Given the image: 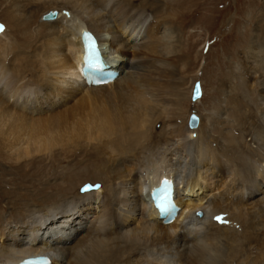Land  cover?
Wrapping results in <instances>:
<instances>
[{
  "label": "bare ground",
  "instance_id": "obj_1",
  "mask_svg": "<svg viewBox=\"0 0 264 264\" xmlns=\"http://www.w3.org/2000/svg\"><path fill=\"white\" fill-rule=\"evenodd\" d=\"M0 1L7 6L0 31L1 155L17 161L79 147L99 159L98 166L69 171L55 193L42 189L18 203L7 192L0 207V264L36 255L49 264H264V28L250 33L239 57L241 80L217 85L224 131L212 118L205 126L194 112L198 124L191 129L188 119L179 122L187 100L177 78L181 37L173 36L176 29L160 33L163 22L153 29L148 21L165 19L169 5L181 22L192 17L194 2ZM44 5L57 10L54 21L41 20ZM67 10L79 21L64 25ZM83 32L95 39L106 70L118 72L112 83L87 86ZM140 53L150 60L136 57ZM36 92L43 95L39 105L46 102L43 112L49 109L42 117L33 114L37 106L18 105ZM60 104L65 107L53 112ZM158 121L162 127L155 131ZM163 178L174 183L180 209L170 225L148 194ZM84 179L103 186L79 193Z\"/></svg>",
  "mask_w": 264,
  "mask_h": 264
},
{
  "label": "rangeland",
  "instance_id": "obj_2",
  "mask_svg": "<svg viewBox=\"0 0 264 264\" xmlns=\"http://www.w3.org/2000/svg\"><path fill=\"white\" fill-rule=\"evenodd\" d=\"M190 1L196 4L195 7H193L191 10H194L192 17L187 16V18H185L181 22H178L175 20L176 16L173 17V14L171 12L172 7L170 6L169 8V5H166L164 7L166 13L164 14V17L166 20L162 19V21H160V19L153 20L151 18L148 21L150 23L149 26H151L153 29H156V25L160 22H163L165 24H161V26H159L160 33H162L163 28H165V31L170 30L171 33L176 29L172 33L173 36L179 34L181 37V50L180 52L178 51V54L181 57V62L178 66L179 71L177 74V78L185 83L183 86V93L186 94L185 96L187 97V100H185L179 122L187 120L191 112H194V114L200 119V121H202L203 124H205V126L209 124L207 118H212V121L210 122H213V120L215 121L213 123L216 127H214L217 128V130L221 129L224 131V127L218 125V123L221 119H223L222 117L224 116H222V111H220V109L224 108V99L221 93H217L216 88L217 85L221 82V84H227L230 82L232 85H235L237 84L236 81H238V79L241 80V78H239V75L237 74L239 72V57H242V52L249 44L248 41L250 37L252 39L250 33L254 35L253 32L256 31L255 29L261 30L262 28H264V22L262 23L261 20V18H263L264 21V0ZM6 7V4L0 3V25H2L4 23L3 20L7 18V14L5 12V10L7 9ZM43 8H45L47 12L50 10H55L51 9L52 7L48 8L47 5H44ZM66 12L68 13V17H65L61 13V17L67 18L63 21L64 25L66 24L67 26H70L79 21L78 19L77 21H75V19L71 18L72 14L70 13V11L67 10ZM183 13L186 12L184 11ZM261 14H263V17L261 16ZM257 22L261 23L258 25ZM38 24H40L39 17L37 18V22L29 29L30 35L32 37H34L33 33H35L38 29ZM155 32L156 30H154V33ZM138 55L140 56V58H144L143 62H147L150 60V57H148L145 53L137 54L136 57ZM151 55L152 54H150L149 56ZM150 80H152V78ZM195 82L199 84L201 95L198 100L192 102L191 92L193 90ZM24 91L27 90L25 89ZM212 92H215L216 94ZM36 95L39 96L37 97ZM40 95L41 94L39 92H36L35 96L32 94L31 97L28 95L25 96V98L20 97L18 105L24 104L26 107H29L32 104L31 107L37 106L35 108L39 110L37 112H33V114L42 117L49 111V109L48 111L43 112V110H46L47 107L46 102H43L44 104L39 105V102H41ZM13 100L14 99H9V104H12ZM217 105L220 107H218ZM52 107V111L55 112L59 109L62 110L65 106L60 104ZM217 116H219V118ZM162 123L163 121H158V123L154 127V130L159 131L162 127ZM232 124L233 122L229 123V125ZM225 125L227 126L228 124ZM69 150L70 149L66 147H61L58 149H53L49 152H44L46 153V155L44 156H31L32 158H21L17 161H15L14 159L9 160L7 158H4L5 155L3 154V157V155H1L2 153H0V207L4 206V204L8 200L7 192L14 193V197L12 198V200H16V202L18 203H26V201L29 199L28 197L26 198L27 194H33L34 192H38L42 189H45L46 194L50 192L55 193L56 191L53 190L55 189L54 187H56V185H62L64 183V176L69 171L77 169V165L88 167L89 164H96V166H98L97 160L99 159L97 158L95 160V157L91 158L90 154H87L88 150L84 152L79 147L70 150V152ZM91 168L93 167L91 166ZM85 184L91 186L98 185V188H101L103 186V183L99 180L92 182L91 180L84 179L77 184L79 193H83L80 192V189ZM49 185H52L53 187H49ZM220 191L221 189H219V192ZM19 194L22 195V199H19L20 197L18 198ZM227 197L232 199L231 195ZM243 197H246L245 194L243 195ZM92 205L97 206L96 203H93ZM89 210L90 211H88V215L86 216V218H84L86 219V221L89 220V217L91 215L90 213H92L93 210L97 212L98 208ZM64 220L65 219H62V221ZM71 220L75 221L76 219L75 217H72ZM45 230H48V227H45L44 231ZM73 234V231L69 232L67 238H73ZM58 239H61V237L59 236ZM44 242L45 239H41V241H39V244L43 245ZM49 242L53 243L55 242V240H51ZM36 244L38 245V243Z\"/></svg>",
  "mask_w": 264,
  "mask_h": 264
},
{
  "label": "water",
  "instance_id": "obj_3",
  "mask_svg": "<svg viewBox=\"0 0 264 264\" xmlns=\"http://www.w3.org/2000/svg\"><path fill=\"white\" fill-rule=\"evenodd\" d=\"M65 15H68L67 12H64ZM58 16V12L55 10L49 11L47 13H45L44 15L41 16V20L42 21H46V22H51L54 21ZM107 75H110V73H106ZM201 95V91H200V87L198 83L194 84L193 90H192V96H191V101L195 102ZM198 124V118L194 115L191 114L188 118V127L193 129L196 128ZM98 185H94L93 187H91L88 184H85L81 189L80 192H84L86 190H92V189H97Z\"/></svg>",
  "mask_w": 264,
  "mask_h": 264
},
{
  "label": "snow or ice",
  "instance_id": "obj_4",
  "mask_svg": "<svg viewBox=\"0 0 264 264\" xmlns=\"http://www.w3.org/2000/svg\"><path fill=\"white\" fill-rule=\"evenodd\" d=\"M0 31H3V26L0 25ZM167 183V182H165ZM171 193L169 192L167 196L163 200L158 199L157 200V207L160 209L161 212H169L171 211L175 206L172 204L171 201ZM216 220L220 222H224L223 218L221 216H216Z\"/></svg>",
  "mask_w": 264,
  "mask_h": 264
}]
</instances>
